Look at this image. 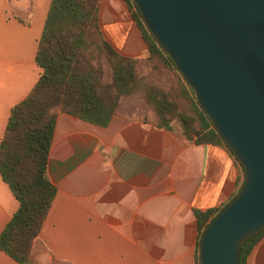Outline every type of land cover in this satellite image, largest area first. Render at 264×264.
Here are the masks:
<instances>
[{
  "label": "crops",
  "instance_id": "1",
  "mask_svg": "<svg viewBox=\"0 0 264 264\" xmlns=\"http://www.w3.org/2000/svg\"><path fill=\"white\" fill-rule=\"evenodd\" d=\"M49 3L0 0V139L10 108L38 79L34 56ZM98 18L118 53L147 55L124 0H100ZM46 176L55 195L38 234L45 264H195L194 210L225 205L242 180L222 143H196L177 123L156 126L134 110L106 126L59 112ZM17 207L0 176V231ZM0 264L19 263L0 249ZM245 264H264V236Z\"/></svg>",
  "mask_w": 264,
  "mask_h": 264
},
{
  "label": "trees",
  "instance_id": "2",
  "mask_svg": "<svg viewBox=\"0 0 264 264\" xmlns=\"http://www.w3.org/2000/svg\"><path fill=\"white\" fill-rule=\"evenodd\" d=\"M124 2L146 43L147 60L118 53L103 37L98 18L100 0H50L34 56L40 68L38 79L10 108L0 139V176L18 201L0 231V249L19 264H35L39 230L55 195L46 167L57 114L66 112L106 126L122 111L126 98L138 91L141 61H150L154 68L152 61L158 59L173 71L193 113L183 111L170 92L156 87L146 88L143 100H131L145 104L137 113L156 126L170 127L176 122L183 136L196 143H222L228 148L199 107L192 89L144 25L135 3ZM237 164L242 172L238 191L244 170ZM225 205L203 212L194 210L198 229L195 264H201L199 247L204 228ZM263 236L264 228L243 240L236 264H245L248 253Z\"/></svg>",
  "mask_w": 264,
  "mask_h": 264
},
{
  "label": "water",
  "instance_id": "3",
  "mask_svg": "<svg viewBox=\"0 0 264 264\" xmlns=\"http://www.w3.org/2000/svg\"><path fill=\"white\" fill-rule=\"evenodd\" d=\"M244 170L200 237L201 264H236L264 228V0H132Z\"/></svg>",
  "mask_w": 264,
  "mask_h": 264
},
{
  "label": "rangeland",
  "instance_id": "4",
  "mask_svg": "<svg viewBox=\"0 0 264 264\" xmlns=\"http://www.w3.org/2000/svg\"><path fill=\"white\" fill-rule=\"evenodd\" d=\"M10 2H11V0H10ZM11 9H12V6H10V10ZM147 57H148V53L146 56L136 57V58H141L142 60H145V59L147 60ZM152 63L153 64H151V65H153L154 68H151L150 61H148V62L147 61H141L140 64L138 65V76H139L138 91L135 92L134 95L126 98L127 102L123 105L122 111L140 110V105L142 104L145 106V104H143L142 102H140L141 104H138L137 102H133L131 100L134 98L137 99L138 101L143 100L142 95L144 93V90L148 87H156V88H162V89L170 92V94L177 101L180 108L183 111H185L189 114H192L193 113L192 104H190V101L187 98L182 97L181 88H180L181 84H180L179 80L177 79L175 73L173 71L169 70L168 68H166L164 66V64L158 59H153ZM172 123H176V122H172ZM41 250H42V246L40 244H38L36 246L37 252H36L35 264H45L44 262H42L40 260V257H39ZM50 264H63V263L50 262Z\"/></svg>",
  "mask_w": 264,
  "mask_h": 264
}]
</instances>
